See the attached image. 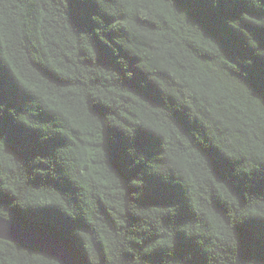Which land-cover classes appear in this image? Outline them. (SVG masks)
I'll list each match as a JSON object with an SVG mask.
<instances>
[{
	"label": "trees",
	"instance_id": "obj_1",
	"mask_svg": "<svg viewBox=\"0 0 264 264\" xmlns=\"http://www.w3.org/2000/svg\"><path fill=\"white\" fill-rule=\"evenodd\" d=\"M0 217L79 264H264V0H0Z\"/></svg>",
	"mask_w": 264,
	"mask_h": 264
},
{
	"label": "water",
	"instance_id": "obj_2",
	"mask_svg": "<svg viewBox=\"0 0 264 264\" xmlns=\"http://www.w3.org/2000/svg\"><path fill=\"white\" fill-rule=\"evenodd\" d=\"M0 239L15 244L40 248L60 264H79L71 252L53 236L26 229L23 225L0 217Z\"/></svg>",
	"mask_w": 264,
	"mask_h": 264
}]
</instances>
